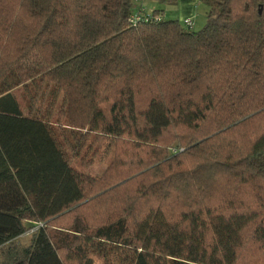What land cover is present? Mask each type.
<instances>
[{
	"label": "trees",
	"instance_id": "trees-1",
	"mask_svg": "<svg viewBox=\"0 0 264 264\" xmlns=\"http://www.w3.org/2000/svg\"><path fill=\"white\" fill-rule=\"evenodd\" d=\"M146 1L176 5L0 0V264H264V0H199L198 31L132 25ZM27 84L62 94L54 122ZM67 142L114 157L94 179Z\"/></svg>",
	"mask_w": 264,
	"mask_h": 264
},
{
	"label": "rangeland",
	"instance_id": "rangeland-1",
	"mask_svg": "<svg viewBox=\"0 0 264 264\" xmlns=\"http://www.w3.org/2000/svg\"><path fill=\"white\" fill-rule=\"evenodd\" d=\"M177 3V2H176ZM177 5L175 6H165L163 7L164 11V20H177L181 26H183L182 21L184 20L183 17L180 16L178 13ZM207 7L200 3L197 4L195 15L191 18L192 20V29L193 31L200 30L205 22H206V14H207ZM144 14L145 11L140 12ZM150 13V12H146ZM26 66H31L34 68L39 67L42 62L40 61L39 57L36 54H32L28 60L25 62ZM12 95L18 102L22 112L25 116H32L35 114L36 111L40 115H42L46 110H49L51 116L53 118L56 116L57 110L60 108L61 101H62V94H59L56 98V102L54 106L50 109L49 107V100L52 93V87L46 85H32L27 84L26 86L16 87L11 91ZM91 141V140H90ZM87 142V145H90V142ZM73 145L71 142H67L65 144V149L67 151V156L70 160L71 165L77 169L78 171L84 172L86 175L90 176L91 178H99L105 172L109 164L111 163L114 157V148L111 142H107L106 144H96L94 146L95 153H89L88 150H82L77 157H74ZM93 149V148H92ZM90 151V150H89ZM90 163L88 168H83V162ZM27 228V232L22 236L18 237L14 240V245L17 247H26L28 246L31 233L35 228L32 224H25ZM5 248L0 249V263L3 261V255L5 254ZM109 253V261L113 264H119L118 262L121 258H118L117 251H108ZM119 254V253H118ZM95 264H103L104 261L101 257L96 255H91Z\"/></svg>",
	"mask_w": 264,
	"mask_h": 264
},
{
	"label": "crops",
	"instance_id": "crops-1",
	"mask_svg": "<svg viewBox=\"0 0 264 264\" xmlns=\"http://www.w3.org/2000/svg\"><path fill=\"white\" fill-rule=\"evenodd\" d=\"M176 2H177L176 8L178 10L177 12L180 13V16L183 17L184 19H186V18L191 19L195 15V10H196L197 4H199V0H176ZM135 7L138 9L141 8L146 12H152L155 10L162 11V16L164 17L163 7H165V6L159 5L156 2L146 1V2H142V3H136ZM207 10H208V8H207Z\"/></svg>",
	"mask_w": 264,
	"mask_h": 264
},
{
	"label": "built area",
	"instance_id": "built-area-1",
	"mask_svg": "<svg viewBox=\"0 0 264 264\" xmlns=\"http://www.w3.org/2000/svg\"><path fill=\"white\" fill-rule=\"evenodd\" d=\"M151 20H155V21H158L159 20V17L157 18H152L150 15L148 14H135L132 16V18L130 19V23L132 25H135L136 23L140 22V21H144V22H147V21H151ZM182 24L185 28H188V29H192V20L190 18H186L182 21Z\"/></svg>",
	"mask_w": 264,
	"mask_h": 264
}]
</instances>
